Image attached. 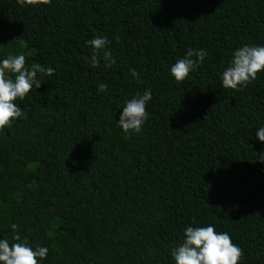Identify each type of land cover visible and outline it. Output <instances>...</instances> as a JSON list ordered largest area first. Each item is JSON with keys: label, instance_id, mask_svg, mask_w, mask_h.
I'll return each instance as SVG.
<instances>
[{"label": "trees", "instance_id": "obj_1", "mask_svg": "<svg viewBox=\"0 0 264 264\" xmlns=\"http://www.w3.org/2000/svg\"><path fill=\"white\" fill-rule=\"evenodd\" d=\"M96 36L111 68L85 60ZM245 45L264 46V0H0V62L55 69L0 130V239L47 247L38 264H175L186 227L213 226L239 264H264V71L222 86ZM189 48L207 55L178 83ZM149 89L148 119L126 136L125 101Z\"/></svg>", "mask_w": 264, "mask_h": 264}, {"label": "clouds", "instance_id": "obj_2", "mask_svg": "<svg viewBox=\"0 0 264 264\" xmlns=\"http://www.w3.org/2000/svg\"><path fill=\"white\" fill-rule=\"evenodd\" d=\"M40 0H17L21 7L35 5ZM92 52L86 62L95 68L104 62L106 68L116 63L112 58L111 50H106L109 40L107 36H96L87 41ZM206 51L189 48L183 58L178 59L170 68V74L176 82H182L188 75L197 70L205 56ZM24 54L9 55L0 62V130L10 127L12 121L22 115L21 108L17 106V99L23 100L32 90L40 88L41 81L38 74L53 76L55 69L34 64L30 69L26 66ZM264 71V46H242L233 53V57L222 72V86L225 89L241 91L249 83L257 79V74ZM130 74L138 78L139 74L131 70ZM108 85H98L99 92H105ZM152 99L151 90L142 95L125 101L118 125L126 136L130 133L138 134L142 125L148 119L147 103ZM260 142L264 143V127L256 133ZM260 162L264 163V151L256 154ZM17 225L13 224V232ZM15 242L9 243L7 239H0V264H38V259L46 258L48 248L37 245L31 247L27 239L21 240L16 234ZM175 264H239L243 250L232 242L226 232H217L213 226L192 227L184 230L182 243L170 252Z\"/></svg>", "mask_w": 264, "mask_h": 264}]
</instances>
